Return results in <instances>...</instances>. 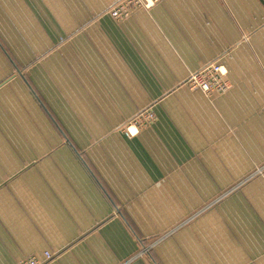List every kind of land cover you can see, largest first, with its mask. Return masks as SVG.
Here are the masks:
<instances>
[{
	"label": "crops",
	"instance_id": "crops-1",
	"mask_svg": "<svg viewBox=\"0 0 264 264\" xmlns=\"http://www.w3.org/2000/svg\"><path fill=\"white\" fill-rule=\"evenodd\" d=\"M117 1L0 0V264H264V0Z\"/></svg>",
	"mask_w": 264,
	"mask_h": 264
},
{
	"label": "built area",
	"instance_id": "built-area-1",
	"mask_svg": "<svg viewBox=\"0 0 264 264\" xmlns=\"http://www.w3.org/2000/svg\"><path fill=\"white\" fill-rule=\"evenodd\" d=\"M155 2L156 0H118L107 10L106 13H108L114 19H124L128 17L129 14L135 9H150ZM209 66H213V71L210 70ZM201 69L202 70L190 75L185 82L191 86H194L196 89H201L204 94H212V92L224 93L228 89V83L224 78L225 70L222 68V66L217 64H210ZM146 115L148 116L149 113H146L141 117H144ZM136 121L137 119L134 118V125ZM50 258L51 254L46 252L45 259L47 260ZM16 264H43V261L32 257L29 259L21 260Z\"/></svg>",
	"mask_w": 264,
	"mask_h": 264
},
{
	"label": "rangeland",
	"instance_id": "rangeland-1",
	"mask_svg": "<svg viewBox=\"0 0 264 264\" xmlns=\"http://www.w3.org/2000/svg\"><path fill=\"white\" fill-rule=\"evenodd\" d=\"M140 9H142V8H140ZM210 64H217V65L222 66V68L225 70L224 78H225L226 82L228 83L227 87H228V89H229L230 85H229L228 80L226 79V69L224 68V66H223L219 61H214V62H211V63H209V64L203 65L201 68H203V67H205V66H207V65H210ZM201 68H199L198 70H196V71H194V72H191V73L188 75V77H189L190 75H192L193 73H196V72L202 70ZM209 68H210L211 71H213V66H209ZM188 77L186 78V80L188 79ZM186 80H185V81H186ZM184 84H185L186 86H188L189 88H191V89H196L194 86H191V85H189V84L186 83V82H184ZM228 89H227V90H228ZM197 90H199V91L202 92V90L199 89V88H198ZM227 90H226V91H227ZM226 91H225V92H226ZM202 93H203V92H202ZM203 94H204V93H203ZM205 94H206V93H205ZM212 94H215V93L212 92ZM212 94H206V96H211ZM146 113H149V115H148V116L146 115V116H144V117H141V116L145 115ZM134 118L137 119V121L135 122V125L133 124V120H134ZM154 120H155V115H154V113H153L152 111H150L149 109L142 110V111L138 112V113L136 114V116H134L131 120H129V121L123 126V132H124V134H126V136H128V137H132V136L136 135V134L139 132V130H140L141 128L146 127V126L152 124V123L154 122ZM127 133H128L129 135H128ZM25 259H29V258H25ZM25 259H22V260H25Z\"/></svg>",
	"mask_w": 264,
	"mask_h": 264
}]
</instances>
